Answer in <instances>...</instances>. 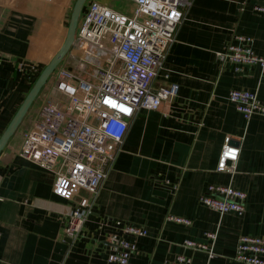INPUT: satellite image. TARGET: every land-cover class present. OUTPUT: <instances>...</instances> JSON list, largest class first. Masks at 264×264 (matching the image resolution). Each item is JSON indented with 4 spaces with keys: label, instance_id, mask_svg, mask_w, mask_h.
Segmentation results:
<instances>
[{
    "label": "crops",
    "instance_id": "1",
    "mask_svg": "<svg viewBox=\"0 0 264 264\" xmlns=\"http://www.w3.org/2000/svg\"><path fill=\"white\" fill-rule=\"evenodd\" d=\"M127 1V10L114 8L130 14L135 3ZM70 3L0 0V137L61 47ZM257 5L264 0H191L153 82L155 89L176 83L178 93L167 111L141 110L131 120L78 240L65 236L74 202L55 194L52 171L19 154L23 137L16 132L0 154V264H118L108 262L110 240L125 226L148 231L126 236L138 248L127 264H165L177 255L190 264H241L234 260L238 239L264 237V115L246 120L227 94L247 90L264 101V73L257 65H220L215 52L244 35L264 55ZM225 137L240 149L234 173L216 169ZM209 185L243 191L244 214L220 215L200 204ZM213 232L211 259L181 246L208 243Z\"/></svg>",
    "mask_w": 264,
    "mask_h": 264
},
{
    "label": "built area",
    "instance_id": "2",
    "mask_svg": "<svg viewBox=\"0 0 264 264\" xmlns=\"http://www.w3.org/2000/svg\"><path fill=\"white\" fill-rule=\"evenodd\" d=\"M130 1L135 3L130 14L99 0L90 1L86 13L80 16L72 46L76 49L75 67L63 63L55 69L52 88L56 96L32 115L19 149L21 156L55 174L54 192L58 197L74 202L65 229V236L73 242L92 214L131 120L141 110L167 111L178 93L176 83L155 89L153 82L191 0ZM254 10L264 14L263 5ZM251 44V37L238 35L235 43L215 52L216 58L220 65L235 64L236 70L242 65H257L264 73V55L255 53ZM227 99L246 120L264 115V101L254 92L232 89ZM229 141L230 137H225L216 169L234 173L240 149ZM199 202L220 215L242 216L246 194L231 186L209 185ZM167 220L190 224L176 216ZM116 225L119 227L120 222ZM147 235L146 229L134 226L116 230L111 235L108 262L127 264L138 248L126 236L137 239ZM206 238L208 243L185 240L181 246L211 259L217 234L207 233ZM234 260L264 264V237L241 236ZM190 263L189 257L177 255L165 264Z\"/></svg>",
    "mask_w": 264,
    "mask_h": 264
},
{
    "label": "water",
    "instance_id": "3",
    "mask_svg": "<svg viewBox=\"0 0 264 264\" xmlns=\"http://www.w3.org/2000/svg\"><path fill=\"white\" fill-rule=\"evenodd\" d=\"M87 0H76L70 15V21L67 29V33L65 39L56 52V54L52 57V59L44 66L42 71L40 72L39 76L37 77L35 83L29 90L28 94L26 95L24 101L20 105L19 109L15 113L14 117L12 118L11 122L7 126L6 130L0 137V154L9 143L10 139L16 134L19 130L21 124L23 123L24 118L28 114L29 110L31 109L34 101L39 96L43 87L47 84L49 78L58 67V65L63 61L65 56L71 50L74 41L76 30L78 27L79 19L82 13V9L84 4Z\"/></svg>",
    "mask_w": 264,
    "mask_h": 264
},
{
    "label": "rangeland",
    "instance_id": "4",
    "mask_svg": "<svg viewBox=\"0 0 264 264\" xmlns=\"http://www.w3.org/2000/svg\"><path fill=\"white\" fill-rule=\"evenodd\" d=\"M76 0H72V3H70L71 5V8H70V11L68 12V16L66 17V20H65V24H64V36H66V33H67V29H68V25H69V21H70V15H71V11H72V8H73V5L75 3ZM111 3H113L114 7L116 8H119L120 10H127L130 6V2L127 1V0H110ZM90 3V0H87V2L84 4L83 6V9H82V13H81V16L84 15V13H86L87 9H88V5ZM63 17V16H61ZM58 50V49H57ZM75 51L76 49L74 50V48L72 47L71 50L68 52V54L65 56V58L63 59V61L59 64H65L66 66H74L75 67V59L73 56H75ZM46 64H43L42 66H45ZM58 65V66H59ZM44 68V67H43ZM42 68V69H43ZM41 69V71H42ZM38 73V75L40 74V72ZM81 73V75L83 74L81 71H78ZM90 74H92L93 72V68H90L89 71H88ZM37 75V77H38ZM36 77V79H37ZM83 77H86V79H92V76H89L88 74H83ZM35 79V81H36ZM52 85H53V78H52V75L51 77L49 78L47 84L43 87V89L41 90L39 96L36 98V100L34 101L31 109L29 110L28 114L26 115V117L24 118L23 120V123L21 124L19 130H18V135H20L21 137H23L22 139H24V132L26 131V129L29 128L30 126V119L32 117V115H34L36 113V111L38 110V108L46 101H52L55 96H56V93H54V89L52 88Z\"/></svg>",
    "mask_w": 264,
    "mask_h": 264
},
{
    "label": "trees",
    "instance_id": "5",
    "mask_svg": "<svg viewBox=\"0 0 264 264\" xmlns=\"http://www.w3.org/2000/svg\"><path fill=\"white\" fill-rule=\"evenodd\" d=\"M38 76H39V75H38ZM34 83H35V81H34ZM34 83H33V84H34ZM32 86H33V85H32Z\"/></svg>",
    "mask_w": 264,
    "mask_h": 264
},
{
    "label": "snow or ice",
    "instance_id": "6",
    "mask_svg": "<svg viewBox=\"0 0 264 264\" xmlns=\"http://www.w3.org/2000/svg\"><path fill=\"white\" fill-rule=\"evenodd\" d=\"M125 111H127V109H125Z\"/></svg>",
    "mask_w": 264,
    "mask_h": 264
}]
</instances>
